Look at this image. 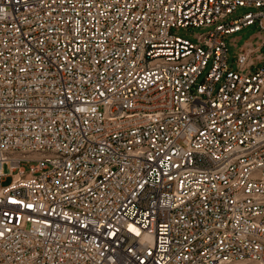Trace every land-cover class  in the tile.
Returning a JSON list of instances; mask_svg holds the SVG:
<instances>
[{
	"label": "built area",
	"instance_id": "obj_1",
	"mask_svg": "<svg viewBox=\"0 0 264 264\" xmlns=\"http://www.w3.org/2000/svg\"><path fill=\"white\" fill-rule=\"evenodd\" d=\"M257 20L264 0H0V264H264V66L225 41Z\"/></svg>",
	"mask_w": 264,
	"mask_h": 264
},
{
	"label": "rangeland",
	"instance_id": "obj_2",
	"mask_svg": "<svg viewBox=\"0 0 264 264\" xmlns=\"http://www.w3.org/2000/svg\"><path fill=\"white\" fill-rule=\"evenodd\" d=\"M247 11H256V9L238 7L232 14L229 15L228 18H226V20H232L236 17L242 16ZM211 29L212 28L208 26H190L188 28H176L174 29V32L177 35L187 38L193 42H197V36L206 34ZM225 41L228 46L229 65L233 69H236L235 60L237 55L242 53V49L247 50L248 48L253 49L257 47L259 48L251 56L252 63L254 64L251 70L256 71L258 68L264 66V28L260 26L258 20L253 25L247 26L241 31L226 35ZM202 79L203 77H201L198 82H201ZM31 164V162H23L22 166L27 169ZM4 172L9 173L6 166H4ZM10 181L11 177H6L3 184L7 185Z\"/></svg>",
	"mask_w": 264,
	"mask_h": 264
}]
</instances>
